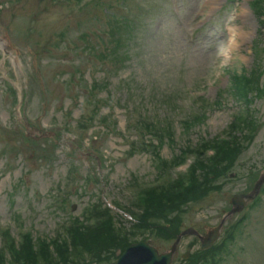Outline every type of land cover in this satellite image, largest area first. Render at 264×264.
Listing matches in <instances>:
<instances>
[{
  "label": "rangeland",
  "instance_id": "374dc122",
  "mask_svg": "<svg viewBox=\"0 0 264 264\" xmlns=\"http://www.w3.org/2000/svg\"><path fill=\"white\" fill-rule=\"evenodd\" d=\"M15 1L0 0V127L5 128L0 130L1 224L10 226L17 237L18 229L12 221L18 216L23 226L32 229L34 234L53 235L60 221L81 215L82 210L94 202L97 193L103 194L107 200L120 197L124 203L126 198L122 193H127L125 188L133 176L140 182L149 183L156 174L150 154L138 152L127 156L124 153L127 146L122 144L118 135L106 133L118 130L130 135L126 132L123 115L125 106L127 108L131 102L129 98L141 100L147 109L156 110L154 102L164 98L165 89H172L177 90V96L187 105L189 95L198 92L197 85L206 82L211 91L208 93L205 89L203 92L209 97L222 93V111L208 115L202 125L192 129L188 136L196 141L200 136L219 133L226 128L238 109L236 99L227 93L229 73L242 70L249 73L257 67L255 81L260 80L263 90L262 96L253 98L251 104L254 114L251 128H255L251 136L253 142L249 147L244 144L242 148L238 147L239 160L233 167V175L223 179L216 193L210 192L203 199L189 204L181 213L173 211L184 228L190 226L204 232L205 227L217 224L230 209L229 197L248 191L246 175L249 166H260L264 162V27L260 28L261 31L258 29L259 17H255L250 8H259L264 0H215L212 5L203 0H161L153 12L138 19L144 22L141 24L143 28L136 31L135 38L126 46L127 62L117 72L112 70L114 74L108 85L111 93L104 88L98 92L104 103L97 118L90 115L81 119V102L86 96L80 86L85 82L89 84L92 79L102 82L104 73L100 68L89 67L87 56H80L74 61L80 63L78 68L84 73V81H79L77 67L63 63L64 55L55 45L60 43L58 32L62 27L76 21L81 27L80 33L81 30H91L93 24L84 11L68 17L69 11L60 4L47 12H37L35 8L38 9L43 1L21 0L20 5ZM142 1L153 4V0ZM242 9L250 14L251 22L246 27L242 24ZM33 12L37 15L32 16ZM199 13L212 15L210 24L216 30L213 35L210 33L205 38L208 27L200 29L197 35L190 34L192 27L204 23L205 19L196 22ZM228 24L238 34L241 31L237 26L246 31L242 39L239 37L233 51L230 41L219 43L216 40L218 33L224 36L230 33ZM27 31L33 33L29 39ZM50 36L55 37L51 46ZM38 40L48 44L51 55H45L40 47H36L35 41ZM197 41L204 44L203 49L192 53L191 47ZM214 44L216 50L208 54ZM227 66L229 71H226ZM8 87L15 89L16 103ZM159 115L163 116L162 110ZM102 116L115 118L117 126L112 127L108 122L102 127L98 122V117ZM92 119L95 121L91 122ZM79 120H88L92 126L82 134L84 140L75 135V130H80ZM25 121L40 132L48 133V136L43 134L45 138L36 139L40 144L48 142L44 150L34 149L31 145L26 147L20 138L6 130L13 126L18 128ZM174 127V144L164 145L161 149L164 158L178 152V147L187 140L179 133V125L174 124ZM71 172L75 188L66 195L67 206L57 208V192L61 188L64 190ZM22 175L24 181H20ZM69 185L67 189H70ZM246 211L247 218L236 231L233 242L228 243L220 264H264V194ZM123 223L129 226L127 220ZM142 234L135 236L136 241L142 239ZM192 239L185 238L181 250L184 243ZM64 258L60 256V260Z\"/></svg>",
  "mask_w": 264,
  "mask_h": 264
},
{
  "label": "bare ground",
  "instance_id": "6f19581e",
  "mask_svg": "<svg viewBox=\"0 0 264 264\" xmlns=\"http://www.w3.org/2000/svg\"><path fill=\"white\" fill-rule=\"evenodd\" d=\"M241 12H242V15H243L242 24L244 26L245 25H250V22H251L250 21V16H249L250 14L246 13L243 9H242ZM256 15L259 17L258 24L260 25V27L258 29L261 31L260 28L264 27V8H263V11H258V13ZM237 28L241 31V32H239L240 34H238V32H235L236 29L234 30L233 27L230 30V32L232 33V39L231 40L228 39V41H230L229 45L231 46V51H233L234 48H236V44H237V42L240 39L239 37H241V39H242V37L245 36V34H246V31L241 26H237ZM225 42H227V40H220L219 41V43H225ZM262 194H264V192ZM247 215H248V213H247ZM143 254H144V259L147 262V264H158V263L163 262V259L161 257L151 256L147 252H144ZM108 258H110L109 255H108ZM119 264H142V263H141L140 259L138 258V256L135 255V252L130 250V251H128L126 256H124L123 258H121L119 260Z\"/></svg>",
  "mask_w": 264,
  "mask_h": 264
},
{
  "label": "trees",
  "instance_id": "16d2710c",
  "mask_svg": "<svg viewBox=\"0 0 264 264\" xmlns=\"http://www.w3.org/2000/svg\"><path fill=\"white\" fill-rule=\"evenodd\" d=\"M162 198V199H161ZM160 199H161V202H162V200H163V197H161ZM159 199V200H160ZM160 205V204H159ZM148 216H150V214L148 215ZM100 235H101V233H100ZM100 235H98L99 237H96V238H94L93 236H90V237H87L86 238V243H87V245L91 248V249H96V250H101V249H104L105 247H106V245H107V242H104L103 241V238L104 237H101ZM78 250L77 249H75V251L71 254H69L68 256L69 257H71V260L72 261H76V262H78V260L77 259H80V257H79V255H78ZM73 255V256H72ZM40 259V256H39V254H38V252H37V250L35 251V258H34V260H33V262H32V264H44V262H42L41 260H39ZM49 263L50 264H53L50 260H49ZM27 264H31V262L29 261V260H27Z\"/></svg>",
  "mask_w": 264,
  "mask_h": 264
}]
</instances>
